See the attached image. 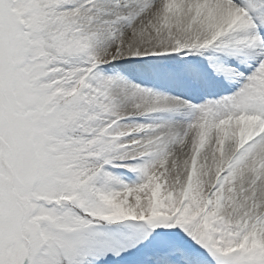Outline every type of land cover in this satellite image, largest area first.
Instances as JSON below:
<instances>
[{"label": "snow or ice", "instance_id": "snow-or-ice-1", "mask_svg": "<svg viewBox=\"0 0 264 264\" xmlns=\"http://www.w3.org/2000/svg\"><path fill=\"white\" fill-rule=\"evenodd\" d=\"M0 264H264V0H0Z\"/></svg>", "mask_w": 264, "mask_h": 264}]
</instances>
